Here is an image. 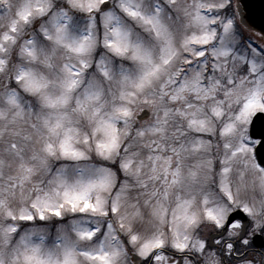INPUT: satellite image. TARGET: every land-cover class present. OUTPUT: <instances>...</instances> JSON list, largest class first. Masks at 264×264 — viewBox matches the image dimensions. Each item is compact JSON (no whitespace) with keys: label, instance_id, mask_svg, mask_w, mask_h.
<instances>
[{"label":"snow or ice","instance_id":"snow-or-ice-1","mask_svg":"<svg viewBox=\"0 0 264 264\" xmlns=\"http://www.w3.org/2000/svg\"><path fill=\"white\" fill-rule=\"evenodd\" d=\"M0 264H264V0H0Z\"/></svg>","mask_w":264,"mask_h":264},{"label":"water","instance_id":"water-1","mask_svg":"<svg viewBox=\"0 0 264 264\" xmlns=\"http://www.w3.org/2000/svg\"><path fill=\"white\" fill-rule=\"evenodd\" d=\"M254 2H255L257 5H259V0H254ZM257 11H258V9H257Z\"/></svg>","mask_w":264,"mask_h":264}]
</instances>
